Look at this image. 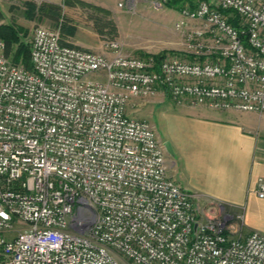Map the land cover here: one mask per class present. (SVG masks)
Returning a JSON list of instances; mask_svg holds the SVG:
<instances>
[{"label":"built area","instance_id":"1","mask_svg":"<svg viewBox=\"0 0 264 264\" xmlns=\"http://www.w3.org/2000/svg\"><path fill=\"white\" fill-rule=\"evenodd\" d=\"M181 12L200 27L159 63L37 25L29 69L0 41V264H264V232L244 233L243 213L184 188L156 125L128 111L163 90L264 115V0Z\"/></svg>","mask_w":264,"mask_h":264},{"label":"crops","instance_id":"2","mask_svg":"<svg viewBox=\"0 0 264 264\" xmlns=\"http://www.w3.org/2000/svg\"><path fill=\"white\" fill-rule=\"evenodd\" d=\"M157 93L164 103L170 97ZM174 103L162 111L171 133L164 140L159 136L173 150L170 174L226 211L243 213L244 232H264V198L256 193L257 180L264 177V115Z\"/></svg>","mask_w":264,"mask_h":264},{"label":"rangeland","instance_id":"3","mask_svg":"<svg viewBox=\"0 0 264 264\" xmlns=\"http://www.w3.org/2000/svg\"><path fill=\"white\" fill-rule=\"evenodd\" d=\"M55 1L62 6L61 21L65 20L69 29L73 31L63 35V41L98 52H109L107 42L111 39L118 40L127 54L140 55L142 51L181 52L186 47L187 32L200 27L199 22L184 18L183 13L175 7L166 6V0H82L110 9L111 18L118 29V35L115 37L111 34L110 28L105 29V34L99 31L92 16L94 14L99 16L102 13L80 3L66 4V0H0V26L15 24L25 42L30 45L33 29L37 25L62 27V24L42 16L39 10L42 3H56ZM192 2L197 3L198 0ZM182 19L185 20V25L180 28L177 23ZM170 106H175L174 101L168 97L164 103L157 93L147 98H132L128 104V111L136 117L154 123L160 138L164 140L171 133V129L162 111ZM167 164L169 170L172 167V159L168 151Z\"/></svg>","mask_w":264,"mask_h":264},{"label":"trees","instance_id":"4","mask_svg":"<svg viewBox=\"0 0 264 264\" xmlns=\"http://www.w3.org/2000/svg\"><path fill=\"white\" fill-rule=\"evenodd\" d=\"M193 0H166V6L175 7L178 11H182L187 3L190 7H195L197 3H193ZM191 2V3H189ZM66 4L75 5L77 3L92 7L96 12L102 13V15L94 14L92 17L95 19L96 25L102 34H105V29L110 28V32L113 37L118 35V29L115 21L111 18V11L109 8L87 3L82 0H66ZM40 13L44 17L50 18L52 21L62 24L61 33L62 36L67 33H73L69 29L67 22L61 21L62 19V6L53 2H45L39 8ZM233 23L238 24L236 18H232ZM0 39L5 43V55L9 57L15 63H21L27 68H32L31 50L30 45L25 42L22 37L20 29L13 23L4 24L0 26ZM64 42V41H63ZM66 43V42H64ZM166 51L159 53H152L157 63L164 57ZM140 55L148 56L150 53L141 52Z\"/></svg>","mask_w":264,"mask_h":264},{"label":"water","instance_id":"5","mask_svg":"<svg viewBox=\"0 0 264 264\" xmlns=\"http://www.w3.org/2000/svg\"><path fill=\"white\" fill-rule=\"evenodd\" d=\"M165 145H166L167 151H168L169 153H173V150H172V148H171V145H170L169 143H166Z\"/></svg>","mask_w":264,"mask_h":264}]
</instances>
